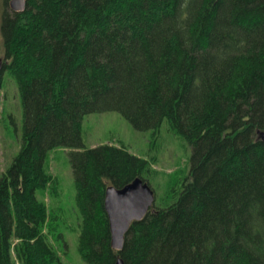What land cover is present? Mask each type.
Segmentation results:
<instances>
[{"label": "trees", "instance_id": "trees-1", "mask_svg": "<svg viewBox=\"0 0 264 264\" xmlns=\"http://www.w3.org/2000/svg\"><path fill=\"white\" fill-rule=\"evenodd\" d=\"M0 56V88L7 72L22 108L0 175V264H69L36 195L57 192L46 166L57 146L69 149L85 264H264V0H26L20 12L0 0ZM107 110L142 130L165 121L191 146L168 204L155 203L149 158L84 145V115ZM137 177L154 201L116 250L105 190Z\"/></svg>", "mask_w": 264, "mask_h": 264}, {"label": "rangeland", "instance_id": "rangeland-1", "mask_svg": "<svg viewBox=\"0 0 264 264\" xmlns=\"http://www.w3.org/2000/svg\"><path fill=\"white\" fill-rule=\"evenodd\" d=\"M21 126L22 108L16 84L4 72L0 88V175L19 149ZM82 137L85 146L102 142L123 143L129 151L149 158L154 171L149 181L155 190L157 204L166 205L172 200L168 192L170 187H178L189 171L191 146L171 131L165 121L156 131L142 130L135 128L117 110L90 112L82 120ZM68 151L64 146L48 151L46 166L57 177V192L38 189L36 195L46 201L48 209L56 215L55 220L62 225L60 229L67 246L61 242L58 246L65 249L63 260L69 264H85L76 250L79 214Z\"/></svg>", "mask_w": 264, "mask_h": 264}, {"label": "water", "instance_id": "water-1", "mask_svg": "<svg viewBox=\"0 0 264 264\" xmlns=\"http://www.w3.org/2000/svg\"><path fill=\"white\" fill-rule=\"evenodd\" d=\"M26 0H8L11 11L20 12L25 9ZM2 57L0 56V71ZM258 137L264 141V130L257 131ZM154 201V190L141 178H135L122 188L108 186L105 190L104 209L108 216L111 234V245L120 250L123 247L124 235L133 220L141 219ZM115 264H123L117 258Z\"/></svg>", "mask_w": 264, "mask_h": 264}]
</instances>
